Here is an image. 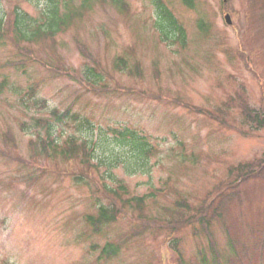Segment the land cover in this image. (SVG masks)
Instances as JSON below:
<instances>
[{
  "label": "rangeland",
  "instance_id": "374dc122",
  "mask_svg": "<svg viewBox=\"0 0 264 264\" xmlns=\"http://www.w3.org/2000/svg\"><path fill=\"white\" fill-rule=\"evenodd\" d=\"M117 1L92 0L26 55L8 36L0 43V264H264V127L245 116L249 108L264 117V0H196L193 9L182 0ZM56 2L64 11L67 0H0V19L11 22L16 9L42 21ZM162 6L185 44L155 27ZM54 110L70 115L60 123ZM37 120L60 143L87 141L98 170L37 155L31 143L47 134ZM137 140L153 153L141 154ZM248 163L260 174L209 230L217 253L199 225L172 231L179 202L189 217ZM103 183L124 186V198H151L96 234L86 217L110 203ZM108 243L121 251L102 259Z\"/></svg>",
  "mask_w": 264,
  "mask_h": 264
},
{
  "label": "trees",
  "instance_id": "16d2710c",
  "mask_svg": "<svg viewBox=\"0 0 264 264\" xmlns=\"http://www.w3.org/2000/svg\"><path fill=\"white\" fill-rule=\"evenodd\" d=\"M117 1V0H114ZM92 0H82L81 9L75 10L72 6L73 0H67L64 3L63 9L58 2L56 6L51 7L47 15H44L42 21H33L27 13L19 12V10H14L11 22L6 17L5 19H0V43L3 44L4 39L8 36L13 43V45L20 51L22 55H26L27 45L38 44L43 41H54L59 34L64 33L74 22L75 18L80 14V12L88 8ZM183 4L193 9L195 7L196 0H182ZM119 5L122 4L121 0L117 1ZM161 22H157L156 26L164 36V39L170 40V36H177L174 42L186 43V33L184 28L175 19L171 11L166 7L162 6L160 9ZM10 23V25L7 24ZM171 41V40H170ZM119 68H126V63L123 59L118 61ZM117 64V65H118ZM9 66V65H8ZM16 66V64H12ZM122 71V70H121ZM7 87V82L3 81L0 84V92H3ZM37 85L30 89V96L34 98L37 92ZM246 118L252 123L257 124L259 128L264 127V117L258 112H249V108L245 110ZM52 115L58 120V122H64L65 118L69 117L70 112L68 111L65 115H61L58 110H54ZM37 124H43L47 129L46 137L37 135L36 142H32L31 146L34 148V152L37 155H42L47 159H62L63 161L69 163L72 161H81L83 165H87L89 169H97L96 165L92 162L94 158V151L90 147L87 141L79 142L75 137L69 138L66 142L60 143L54 136V130L48 121L37 120ZM125 141L129 137L128 134L120 135ZM131 138H134V133L130 134ZM9 141H13L9 139ZM135 147L139 150L141 154L153 153L152 149L147 148L146 143L143 140L134 141ZM133 142V143H134ZM19 159V158H18ZM93 164V165H92ZM259 167H255V164H240L233 167L229 171L230 178L234 181L228 186L229 188L213 197L209 201H205L202 205L192 213L189 217L183 212L182 208L190 210V206L186 203V200H182L177 205V208L171 215V220L167 224L174 225L172 231L180 229L182 226H196L199 225L202 230L208 235L211 241V248L213 252L217 253V248L214 242V238L209 231L215 221H221L226 212L229 210L230 204L240 200V186L243 182L248 181L250 178L260 174ZM98 170V169H97ZM82 177L87 178L89 175L82 172ZM77 178V182L84 183V178ZM101 189L110 201L107 205H100L97 213L95 215H88L86 217V223L91 228V230L99 234L104 227H107L115 223L118 218L128 210L143 212L147 200L150 196H144L140 198H124L126 194V189L121 184L116 188H110L106 184L101 185ZM151 198V197H150ZM189 208V209H188ZM191 213V212H190ZM143 219V218H142ZM146 220L145 223H149ZM156 223V222H154ZM159 224V223H157ZM156 224V225H157ZM155 225V224H153ZM163 227V226H162ZM169 227V226H168ZM149 228V227H148ZM198 232V231H197ZM121 251L120 245L108 243L101 251L102 259H112L119 255ZM216 259H218L216 257Z\"/></svg>",
  "mask_w": 264,
  "mask_h": 264
},
{
  "label": "water",
  "instance_id": "95a60500",
  "mask_svg": "<svg viewBox=\"0 0 264 264\" xmlns=\"http://www.w3.org/2000/svg\"><path fill=\"white\" fill-rule=\"evenodd\" d=\"M226 22H227L228 25L232 24L230 16L226 17Z\"/></svg>",
  "mask_w": 264,
  "mask_h": 264
}]
</instances>
